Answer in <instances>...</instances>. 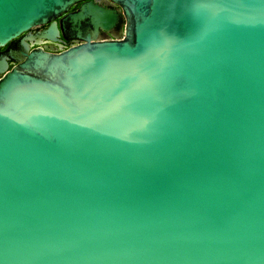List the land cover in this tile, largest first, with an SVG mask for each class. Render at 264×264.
I'll list each match as a JSON object with an SVG mask.
<instances>
[{"label":"water","instance_id":"water-1","mask_svg":"<svg viewBox=\"0 0 264 264\" xmlns=\"http://www.w3.org/2000/svg\"><path fill=\"white\" fill-rule=\"evenodd\" d=\"M0 47V264H264V0H0Z\"/></svg>","mask_w":264,"mask_h":264},{"label":"flooded vegetation","instance_id":"flooded-vegetation-1","mask_svg":"<svg viewBox=\"0 0 264 264\" xmlns=\"http://www.w3.org/2000/svg\"><path fill=\"white\" fill-rule=\"evenodd\" d=\"M45 27V24H38V25H35V26H32L29 31L30 32H35V31H39L41 30L42 28ZM118 27L115 28V30H117ZM75 40L72 39V38H69V39H64L62 38L60 41H49V40H46V39H41V42L38 43V45L44 47L46 46L47 49H50L51 47L53 49H61V48H64L72 43H74ZM32 45H36L35 43H32ZM4 47H0V49H3Z\"/></svg>","mask_w":264,"mask_h":264},{"label":"bare ground","instance_id":"bare-ground-1","mask_svg":"<svg viewBox=\"0 0 264 264\" xmlns=\"http://www.w3.org/2000/svg\"><path fill=\"white\" fill-rule=\"evenodd\" d=\"M39 42H41V39L40 40H38Z\"/></svg>","mask_w":264,"mask_h":264}]
</instances>
